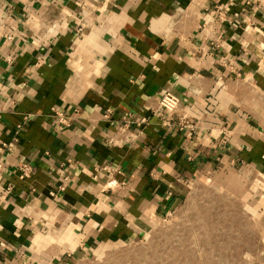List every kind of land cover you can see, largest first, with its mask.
<instances>
[{"label":"crops","instance_id":"0c3cea01","mask_svg":"<svg viewBox=\"0 0 264 264\" xmlns=\"http://www.w3.org/2000/svg\"><path fill=\"white\" fill-rule=\"evenodd\" d=\"M217 2L230 14L220 44L204 22ZM167 87L191 135L153 114ZM130 114L148 122L122 135ZM0 163V264L98 262L222 173L260 188L264 223L263 5L0 0Z\"/></svg>","mask_w":264,"mask_h":264},{"label":"rangeland","instance_id":"374dc122","mask_svg":"<svg viewBox=\"0 0 264 264\" xmlns=\"http://www.w3.org/2000/svg\"><path fill=\"white\" fill-rule=\"evenodd\" d=\"M225 178L197 182L186 202L157 217L141 239L110 246L90 264H262L261 190L241 177L227 184Z\"/></svg>","mask_w":264,"mask_h":264},{"label":"built area","instance_id":"2783aa9c","mask_svg":"<svg viewBox=\"0 0 264 264\" xmlns=\"http://www.w3.org/2000/svg\"><path fill=\"white\" fill-rule=\"evenodd\" d=\"M246 5H251L254 3H260L264 7V0H245ZM184 10L181 8V11ZM206 12V19L204 20L205 25H208L209 31L207 38H209L212 43L220 44L224 34V24L229 19V4H222L220 2L215 3L214 5L204 6ZM204 25V24H203ZM83 25L80 26V30H83ZM225 65L230 66L234 69L233 65L230 63H225ZM158 103L156 106H152L151 110L154 115L160 119L161 123L164 125H171L180 128L181 131H184L187 135H191L194 129V124L190 123L185 119V116H179V119H176L175 115L180 107L181 97L171 88L167 87L160 91L159 97H157ZM78 111V108H75ZM54 113L60 127H66L71 124V117L67 114L66 111L62 109L55 108ZM111 109H108L105 113V117H110ZM148 122V117L144 116L140 119H135L133 116L128 115L122 123L119 125V132L122 135H127L128 131L131 129L132 125H138L139 127L143 123ZM21 126V125H20ZM123 136H111L108 137V142L116 144L118 140L122 139ZM1 166V163H0ZM20 173L22 176H29L32 172V166L29 163H21L19 166ZM117 179L113 178L108 182L109 186L113 187L117 185ZM172 211L167 212L166 214H171Z\"/></svg>","mask_w":264,"mask_h":264}]
</instances>
